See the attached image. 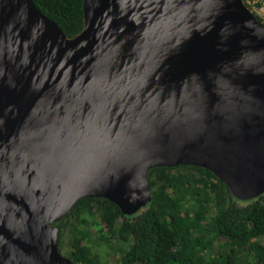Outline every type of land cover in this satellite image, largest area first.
I'll list each match as a JSON object with an SVG mask.
<instances>
[{"label":"water","instance_id":"1","mask_svg":"<svg viewBox=\"0 0 264 264\" xmlns=\"http://www.w3.org/2000/svg\"><path fill=\"white\" fill-rule=\"evenodd\" d=\"M83 9L68 37L33 0H0V264H76L54 223L89 196L137 213L153 167L207 168L242 201L264 193V23L245 1ZM125 35L144 38L137 54L98 58Z\"/></svg>","mask_w":264,"mask_h":264},{"label":"trees","instance_id":"2","mask_svg":"<svg viewBox=\"0 0 264 264\" xmlns=\"http://www.w3.org/2000/svg\"><path fill=\"white\" fill-rule=\"evenodd\" d=\"M33 1L68 37L82 31L84 0ZM148 180L151 200L132 215L103 197L78 200L54 223L61 253L76 264H264V193L239 200L195 165L153 167Z\"/></svg>","mask_w":264,"mask_h":264},{"label":"bare ground","instance_id":"3","mask_svg":"<svg viewBox=\"0 0 264 264\" xmlns=\"http://www.w3.org/2000/svg\"><path fill=\"white\" fill-rule=\"evenodd\" d=\"M90 36L92 40L97 38L95 35L92 34H90ZM144 43L145 40L143 37L137 38V37H131L130 35H125L122 36V38H119L116 36L113 38V40L111 38L110 40H108V42H106L104 50L99 51L96 47L93 49L96 52H98V58H101L103 54L104 55L103 58H107L108 62L112 60H117V57L119 59L124 58L126 55V51L129 49L128 56L125 59L126 62L133 53L134 54L138 53L139 49L143 47ZM81 50H85V48H82ZM90 51L91 50H89V52ZM145 53L148 54L147 51H145ZM118 72L119 70H116V73ZM108 77L112 78L111 75H108Z\"/></svg>","mask_w":264,"mask_h":264},{"label":"built area","instance_id":"4","mask_svg":"<svg viewBox=\"0 0 264 264\" xmlns=\"http://www.w3.org/2000/svg\"><path fill=\"white\" fill-rule=\"evenodd\" d=\"M245 3L264 18V0H244Z\"/></svg>","mask_w":264,"mask_h":264},{"label":"rangeland","instance_id":"5","mask_svg":"<svg viewBox=\"0 0 264 264\" xmlns=\"http://www.w3.org/2000/svg\"><path fill=\"white\" fill-rule=\"evenodd\" d=\"M255 12V14H257V15H259L263 20H264V18L259 14V13H257L256 11H254ZM64 255V254H63ZM66 256V255H65Z\"/></svg>","mask_w":264,"mask_h":264}]
</instances>
